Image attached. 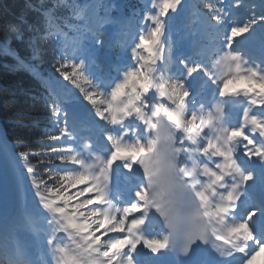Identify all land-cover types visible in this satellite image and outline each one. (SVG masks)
<instances>
[{
  "label": "snow or ice",
  "instance_id": "1",
  "mask_svg": "<svg viewBox=\"0 0 264 264\" xmlns=\"http://www.w3.org/2000/svg\"><path fill=\"white\" fill-rule=\"evenodd\" d=\"M224 3L206 5L224 33L206 60L196 59L199 52L174 54L169 21L185 0L143 5L130 44L120 45L125 59L109 80L90 73L98 59L83 43L91 37L102 48L104 25L120 24L128 35L127 22L93 13L70 54L58 44L52 66L90 106L89 136H80L75 118L53 103L52 148L20 155L47 214L44 243L54 264H145V250L171 255L175 264L264 260V197H257V185L264 191V59L237 50L264 16L240 24ZM33 223L26 227L36 231ZM7 264L37 262L17 243Z\"/></svg>",
  "mask_w": 264,
  "mask_h": 264
},
{
  "label": "trees",
  "instance_id": "2",
  "mask_svg": "<svg viewBox=\"0 0 264 264\" xmlns=\"http://www.w3.org/2000/svg\"><path fill=\"white\" fill-rule=\"evenodd\" d=\"M83 1L0 0V128L19 159L21 150L28 154L50 151L49 137L55 132L49 111V105L55 103L51 92L28 65H36L33 47L42 52L38 54L41 63L50 67L40 69L43 77H50L60 56L56 35L49 31L66 32L71 15ZM242 2L239 13L244 21L253 15L264 16L261 0ZM49 40L54 43L49 45ZM31 162L37 164L38 158ZM53 166L63 167L58 161Z\"/></svg>",
  "mask_w": 264,
  "mask_h": 264
},
{
  "label": "bare ground",
  "instance_id": "3",
  "mask_svg": "<svg viewBox=\"0 0 264 264\" xmlns=\"http://www.w3.org/2000/svg\"><path fill=\"white\" fill-rule=\"evenodd\" d=\"M146 2H150V0H144ZM191 6H194V4L191 2ZM190 7V5H188ZM191 8V7H190ZM183 9V8H182ZM119 18V17H118ZM101 19V18H97ZM110 19V18H109ZM111 20V19H110ZM114 21H119L123 23L122 19L118 20L115 19ZM187 24H190V26H194L195 32L198 31V33H195L194 38L196 39L198 45L195 48V52H199L201 57L207 58V55L211 52L204 47V52H200V50H197L198 47L201 49L203 40L205 39V30L204 27H206L209 19L207 16H205L203 13L200 12H191L187 16ZM82 24V23H81ZM117 24V23H115ZM107 24L104 25L102 29H108L106 27ZM118 26L120 24H117ZM134 29V27H133ZM181 25L179 22L175 20V18H172L169 21V32L172 36V39L174 36H176L177 40L181 41L182 35L180 33ZM135 31V29H134ZM199 34V35H196ZM195 43V41H194ZM253 41L249 38V36L243 38L240 41L239 48H243V52L246 55H250L252 57L257 58H263L264 51L259 45H252ZM177 47L174 45V54H176ZM56 82V81H54ZM56 84H59L58 82ZM242 87V85H240ZM71 102H68L69 106H71L70 116L71 117H77L78 115L82 116L86 120H90L87 118V111L86 109L90 106L86 104V102H82V97L77 95L74 99L70 100ZM78 114V115H77ZM10 147L5 142V139L2 134H0V171L3 175V179L5 180L6 187H0V216L3 214V211L8 210V205L13 207V213L12 215H19V216H25L26 215V209L27 205L29 204V201L31 199L29 190L31 188V182L28 179V175L23 173L21 170L20 165L10 158ZM47 216V215H46ZM40 217L39 219V226L35 229L36 231H31L29 229L26 230V232H21L18 234L17 231L16 234L17 237H15L13 240H16L14 243H22L27 246V250L31 251L34 256H37L38 260L41 261V257H43V260L46 262V264H54V261L52 260L51 256L47 254V245L44 243L46 240L45 233L50 230V226L44 225L41 223L42 219L44 217ZM14 218V217H13ZM4 225L6 231L11 230L12 227L17 229L19 228L14 227V223L11 219H7L6 217H0V228H2ZM24 228V227H21ZM39 233L43 234V237L40 241ZM4 243H6L4 241ZM11 243V242H10ZM13 245H16L14 244ZM12 244V243H11ZM15 247L12 249L14 252Z\"/></svg>",
  "mask_w": 264,
  "mask_h": 264
},
{
  "label": "rangeland",
  "instance_id": "4",
  "mask_svg": "<svg viewBox=\"0 0 264 264\" xmlns=\"http://www.w3.org/2000/svg\"><path fill=\"white\" fill-rule=\"evenodd\" d=\"M187 1H191V0H185V3L187 2ZM194 1H196V5L198 6L197 8H196V10H198V9H200V11H203L204 13H206L209 17H210V24H209V27H208V29H207V32H208V34H207V40L208 39H210L209 41L210 42H215V40H219V42L216 44V46H218V47H220V38H221V36L224 34L223 32H222V34H221V30H220V27L219 26H216L215 24H214V22L211 20V16H212V13H210L209 11H208V9H207V7H206V5H207V3H209V0H194ZM140 2H141V4H142V7H143V5L145 4V2H144V0H140ZM188 5H190L191 6V4H188ZM188 5L187 4H185V6L183 7V9L185 8V7H188ZM133 6H136V5H132L131 3H129V7L130 8H132ZM115 7H116V9H118V11H122V7H120L119 5H117V4H115ZM128 7V8H129ZM141 7V8H142ZM195 7V6H194ZM236 9H238V8H236ZM137 13H139V11L137 12ZM136 13V14H137ZM180 14H181V11L179 12V14H177V16H180ZM140 15H141V13L139 14V16H138V18H140ZM175 17V16H174ZM173 17V18H174ZM85 20V15H83V18L82 19H76L75 18V23H76V25H80L83 21ZM241 24H243V22L241 23ZM72 26V25H71ZM71 26H70V28H71ZM74 26V25H73ZM84 27H86V25L85 24H81V28H84ZM264 30L262 29H257L256 30V33H252L251 35H253V37L257 40V39H262V40H264V32H263ZM62 35L60 34L59 36H57V43L59 42L58 41V39L61 37ZM210 36V37H209ZM249 36V38L253 41V39H252V37L250 36V35H248ZM258 41V40H257ZM53 43V41L52 40H49V45L50 44H52ZM258 43H261V42H259L258 41ZM240 44V43H239ZM261 44H263V43H261ZM252 45H258V44H256L254 41H253V44ZM218 47H216V49L218 48ZM263 47H264V44H263ZM38 50H39V53H42V52H40V49L38 48ZM215 51V50H214ZM38 51L36 50V56H37V61H36V66H37V68H46V69H50V67L49 66H45L43 63H41V60L38 58ZM67 54V53H66ZM53 77L54 78H59V79H62L61 77H59V74L58 73H56L55 72V70H54V72H53ZM72 86V85H71ZM243 86V85H242ZM74 89V88H73ZM76 95H78V94H76ZM75 94H74V97H77ZM73 98V97H72ZM61 107V106H60ZM62 108V107H61ZM70 115V114H69ZM0 134H2V132H1V130H0ZM10 153H11V155H10V158L14 161V159H16V156L14 155V153L13 152H11V150H10ZM23 171V170H22ZM23 173H25V174H27L25 171H23ZM28 179H29V177H28ZM30 180V179H29ZM0 187H3V188H5L6 187V183H5V180L3 179V175H2V173H1V171H0ZM29 194H30V196L32 197V199H35V201L34 200H32V201H30L31 202V211L32 212H34V214L35 213H37V215H36V217L38 216V217H41L43 214H45L44 216H46L47 214L46 213H44L43 212V210H42V208L38 205V203H37V198L36 197H34V189H30L29 190ZM28 206V205H27ZM8 207V209H9V205L7 206ZM3 211V214L0 216V217H4V210H2ZM46 220H45V217H44V219H42V221H41V223H43L44 225H46ZM41 241V240H40ZM259 264H264V260H262V261H260L259 262Z\"/></svg>",
  "mask_w": 264,
  "mask_h": 264
}]
</instances>
